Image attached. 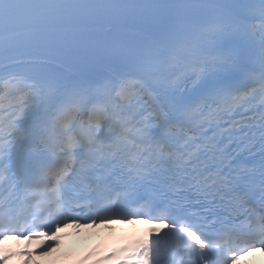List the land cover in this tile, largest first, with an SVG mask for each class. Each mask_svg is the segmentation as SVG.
<instances>
[{
    "label": "snow or ice",
    "instance_id": "6c2138e0",
    "mask_svg": "<svg viewBox=\"0 0 264 264\" xmlns=\"http://www.w3.org/2000/svg\"><path fill=\"white\" fill-rule=\"evenodd\" d=\"M115 217L163 225L118 264L264 250V0H0V241Z\"/></svg>",
    "mask_w": 264,
    "mask_h": 264
},
{
    "label": "bare ground",
    "instance_id": "6f19581e",
    "mask_svg": "<svg viewBox=\"0 0 264 264\" xmlns=\"http://www.w3.org/2000/svg\"><path fill=\"white\" fill-rule=\"evenodd\" d=\"M131 223L133 222L131 219H129L125 221L102 220L95 225L91 224L90 226H87L88 228L80 231L75 236H72L70 238L71 242L66 244L63 248H56L49 252L48 256L50 260L53 256L58 258L56 259V263H58L59 261L63 260L62 258H67L69 256L72 257V253L77 248H83L96 239L103 240V238H105L106 236L115 237L125 234L131 228ZM47 258L43 261L41 260L31 264H47V262L45 263Z\"/></svg>",
    "mask_w": 264,
    "mask_h": 264
},
{
    "label": "rangeland",
    "instance_id": "374dc122",
    "mask_svg": "<svg viewBox=\"0 0 264 264\" xmlns=\"http://www.w3.org/2000/svg\"><path fill=\"white\" fill-rule=\"evenodd\" d=\"M56 261V257H53L51 262L54 263ZM52 263H48V264H52Z\"/></svg>",
    "mask_w": 264,
    "mask_h": 264
}]
</instances>
